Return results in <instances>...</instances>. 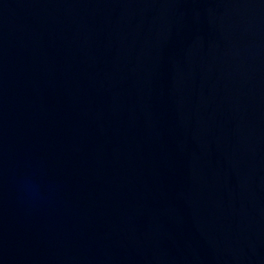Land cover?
Returning a JSON list of instances; mask_svg holds the SVG:
<instances>
[{"label": "water", "instance_id": "95a60500", "mask_svg": "<svg viewBox=\"0 0 264 264\" xmlns=\"http://www.w3.org/2000/svg\"><path fill=\"white\" fill-rule=\"evenodd\" d=\"M0 264H264V0H0Z\"/></svg>", "mask_w": 264, "mask_h": 264}, {"label": "clouds", "instance_id": "9594fccd", "mask_svg": "<svg viewBox=\"0 0 264 264\" xmlns=\"http://www.w3.org/2000/svg\"><path fill=\"white\" fill-rule=\"evenodd\" d=\"M25 190L26 191H29V192H31L33 189H32V187H31V185H25Z\"/></svg>", "mask_w": 264, "mask_h": 264}]
</instances>
